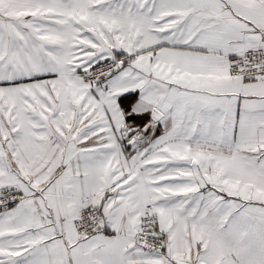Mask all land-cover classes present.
Returning a JSON list of instances; mask_svg holds the SVG:
<instances>
[{
	"label": "snow or ice",
	"instance_id": "obj_1",
	"mask_svg": "<svg viewBox=\"0 0 264 264\" xmlns=\"http://www.w3.org/2000/svg\"><path fill=\"white\" fill-rule=\"evenodd\" d=\"M0 264H264V0H0Z\"/></svg>",
	"mask_w": 264,
	"mask_h": 264
}]
</instances>
